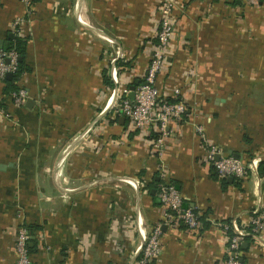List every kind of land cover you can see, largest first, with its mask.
Returning a JSON list of instances; mask_svg holds the SVG:
<instances>
[{
  "label": "crops",
  "instance_id": "0c3cea01",
  "mask_svg": "<svg viewBox=\"0 0 264 264\" xmlns=\"http://www.w3.org/2000/svg\"><path fill=\"white\" fill-rule=\"evenodd\" d=\"M162 1L34 0L31 6V0H0V41L11 33L30 37L29 70L22 80L28 99L22 105L8 100L9 116L0 114V264L16 263V230L22 224L35 226L29 243L33 264H133L144 236L162 220L156 191L162 163L184 205L209 222L201 219L198 229L162 223V253L153 264H224L229 235L224 225L252 229L255 211L264 208V0H173L174 52L156 85L167 95L179 87L187 110L182 120L170 122L160 158L153 132L135 130L128 119L116 121L118 114H111L115 92L146 78ZM18 18L23 22L15 29ZM104 74L114 85L104 82ZM199 126L224 152L244 161L257 158V173L221 178L207 159ZM87 137L112 146L113 154L104 160L74 151ZM56 148L52 174L68 161L75 175L70 203H57V214L37 209L47 203H15L31 190L42 193L41 186L21 179L37 168L28 169L25 161L50 162ZM110 160L118 175L137 177L142 169L145 193L134 177H118L137 188L135 219L120 218L119 205L105 198L110 177L91 178L109 173ZM98 162L101 169L95 168ZM117 222L122 225L115 233ZM243 248L247 264H264V230L258 240L248 236Z\"/></svg>",
  "mask_w": 264,
  "mask_h": 264
},
{
  "label": "built area",
  "instance_id": "2783aa9c",
  "mask_svg": "<svg viewBox=\"0 0 264 264\" xmlns=\"http://www.w3.org/2000/svg\"><path fill=\"white\" fill-rule=\"evenodd\" d=\"M21 1L30 4V0ZM174 8L175 2L173 0H163L160 3L157 43L152 52L146 78L136 86L134 98L130 97L131 89L124 87L118 93L113 105L116 108V113L128 119L133 129L144 130L145 134L148 132L156 134V137L152 138V146L156 155L160 158L165 153V143L170 133V122L182 120L187 110V106L181 98L175 101L168 99L169 97H174V99L180 97L181 90L179 87L173 88L167 95L160 92L156 85L158 75L166 65L167 57L174 52L172 47L176 33L173 18ZM22 22L23 19L18 18L13 23V27L19 29ZM19 58V53L16 50L6 51L0 49V82L7 77L8 73H15L18 70ZM113 72L116 77L115 67ZM12 96L17 105H22L28 99V90L21 87L17 91H13ZM0 114L9 116V113L1 106ZM197 129L201 132V137L207 145V159L215 167L221 178L242 179L246 177L249 171L257 173L259 167L257 158L244 161L232 154H227L218 145L208 141L200 126ZM167 172L165 163H162L160 167L161 177L157 183V198L160 202L162 220L154 226L150 237L145 242L143 241L144 243H142L140 249L144 246V253L138 261L139 264H148V262L157 259L161 255L162 223L168 225L182 223L191 229H198L201 224L200 211L194 207L184 205L185 197L183 193L176 184L168 179ZM224 226L227 230H232L233 233L228 235V257L224 264H247L242 260L243 243L248 236L258 240L259 235L263 232L264 208L255 211L252 219V229L249 232L241 229L236 222ZM31 238V230L26 224H22L17 228L15 246L18 257L15 264H33L29 248Z\"/></svg>",
  "mask_w": 264,
  "mask_h": 264
},
{
  "label": "rangeland",
  "instance_id": "374dc122",
  "mask_svg": "<svg viewBox=\"0 0 264 264\" xmlns=\"http://www.w3.org/2000/svg\"><path fill=\"white\" fill-rule=\"evenodd\" d=\"M116 110V108H114ZM116 114L115 111H113V113L111 114L112 116H114ZM82 131V130H81ZM81 131H78L74 134H72L70 136L69 141H67V143H65L66 147L64 148L63 152H65L67 150V148L70 146V143L72 142V140L76 139V137L81 133ZM155 133L152 134L153 138H154ZM69 142V143H68ZM43 147V146H42ZM106 144H99V140L97 138H91V137H87V138H83L81 142H79L76 146L74 151L76 152H90V153H94L96 156H98L99 158H109V156H111V154H113V149L112 146L110 149H106ZM47 148H42L40 151H44ZM39 153V151H36ZM93 154V155H94ZM40 155H43L42 153H40ZM43 157V156H41ZM57 148H56V156L53 157V159H51L50 162H48L46 159L43 160V158L41 160H33L32 162H29L31 160L25 161V166L29 169L32 170V168L37 167L36 170H32L29 173H26L25 175H21V179L24 182L30 183L31 186L33 185H37V186H41L40 190L42 189V193L39 194L38 192H36L35 190H31L29 192L23 193V196L20 199L19 196V201L15 200V203H24L25 205L27 203H47V207L46 209H41V208H37L40 209V211L43 210H47V211H51L55 214H57V203H70L71 201V197L72 195L76 194L74 191L76 188L75 182L73 181L75 179V175H71L70 174V170H69V164H67V162L60 168V170L58 171L57 174V169L55 171L54 174H52L53 172H51V169L53 168L52 166H54L57 162ZM101 160V159H100ZM106 160V159H104ZM110 170L109 173H106L105 175L102 174H98V175H94V177H91L93 179H97V178H101L102 176H108L109 181L105 182L104 186H105V198L106 196H108V203H110L111 205L116 203L117 205H119V208H117L115 211V214L118 216H120V218H130V217H134L135 219V204H136V191L137 188H135L131 183L126 182L122 179H118L119 176L123 177V176H130V177H134L138 183H139V189L141 190L142 193H145L143 191L144 187H147L144 185V180L141 178V170H139V174H137L135 176H131V175H118L117 173L115 174L113 172V165L115 164L114 161L110 160ZM26 162L29 164L28 166L26 165ZM46 166H49L48 168ZM102 167V162H98L97 164H95V168L96 169H101ZM69 170V171H68ZM36 173V174H35ZM109 174V175H108ZM57 179L58 181V185L59 187H57ZM74 182V184H73ZM131 184V185H130ZM72 188V189H71ZM140 192V193H141ZM39 195V197H38ZM145 201H141V203ZM114 215V212L111 214V216ZM117 218V217H116ZM128 221V219L126 220ZM120 224V228L122 225V222H117L114 223L113 226V232H117V229L119 228ZM112 226V225H111ZM155 225H153V227H151L150 232H148L146 235V238H143V241L145 242L151 235V232L153 231ZM123 227H124V232H127V228L130 227L129 222L126 224L123 223ZM128 241V238L125 240V242ZM114 242H116L117 244L120 243L118 242L116 239L114 240ZM143 242V243H144ZM124 243V242H123ZM138 245V242L134 245V247L130 250V252L132 253L135 249V247ZM144 245V244H143ZM144 251V246L142 247V249H140L139 251V256L138 258L141 259L143 252ZM136 259L133 264H139L137 262ZM137 262V263H136Z\"/></svg>",
  "mask_w": 264,
  "mask_h": 264
},
{
  "label": "trees",
  "instance_id": "16d2710c",
  "mask_svg": "<svg viewBox=\"0 0 264 264\" xmlns=\"http://www.w3.org/2000/svg\"><path fill=\"white\" fill-rule=\"evenodd\" d=\"M34 0H31V6L33 4ZM30 37L29 36H23V35H14L13 37L10 36V34H7L5 39L3 41H0V49L6 50V51H11V50H16L19 53V67L18 70L13 73V77L11 79L9 78H5L4 80H2L0 82V96H1V100H0V106L7 112V101L11 100L12 102H14L13 96H12V92L13 91H17L18 89H20L21 87H26L23 83V75L24 73H26L29 70V66L27 64V49H28V42H29ZM121 65L124 66H130L131 63L130 62H122ZM104 82L109 85L112 86L114 85L112 79L110 77H108V75L104 74ZM170 101H175V100H179L180 97L174 99V97H169L168 98ZM121 117V115H118L115 120L118 121L119 118ZM156 137V134L154 135V138ZM227 154H231L228 153L227 151H225ZM160 180V179H159ZM158 180V182H159ZM157 184V182H156ZM156 191H157V185H156ZM159 205L160 202L158 201ZM205 215H202L201 219L202 222L204 221L205 224H207V222H209L207 220V217H204ZM30 230L32 235L35 234V226L34 225H29ZM229 235H232V230H228ZM30 250H32L33 248L30 247ZM242 250L244 252V248L242 247ZM244 259V256H242ZM153 262L155 260H152ZM150 261L148 262V264H153V262Z\"/></svg>",
  "mask_w": 264,
  "mask_h": 264
},
{
  "label": "water",
  "instance_id": "95a60500",
  "mask_svg": "<svg viewBox=\"0 0 264 264\" xmlns=\"http://www.w3.org/2000/svg\"><path fill=\"white\" fill-rule=\"evenodd\" d=\"M12 37L14 36V34L13 33H11L10 34ZM13 77V73H8L7 74V78H9V79H11ZM139 84V81H137L135 84H133L132 86H131V93H130V97L131 98H134V96H135V88H136V86ZM30 100V99H29ZM29 100H28V102H29ZM27 102V103H28ZM28 105V104H27ZM123 120H125V117L124 116H122V117H120V121H123ZM219 157V156H218ZM234 157H236V158H239L237 155H234ZM2 166H5V165H2ZM229 179L230 180H233V177H229ZM242 260H244L243 258H242Z\"/></svg>",
  "mask_w": 264,
  "mask_h": 264
},
{
  "label": "bare ground",
  "instance_id": "6f19581e",
  "mask_svg": "<svg viewBox=\"0 0 264 264\" xmlns=\"http://www.w3.org/2000/svg\"><path fill=\"white\" fill-rule=\"evenodd\" d=\"M117 92H115V96H116V99H117ZM113 96H114V94H112V97H111V99L113 98ZM116 101V100H115ZM146 237V235L144 236V238Z\"/></svg>",
  "mask_w": 264,
  "mask_h": 264
}]
</instances>
